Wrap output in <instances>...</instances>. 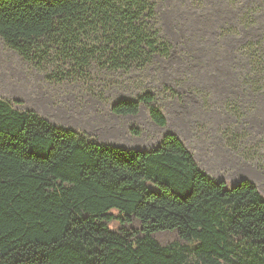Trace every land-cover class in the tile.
Returning a JSON list of instances; mask_svg holds the SVG:
<instances>
[{
	"label": "trees",
	"instance_id": "trees-1",
	"mask_svg": "<svg viewBox=\"0 0 264 264\" xmlns=\"http://www.w3.org/2000/svg\"><path fill=\"white\" fill-rule=\"evenodd\" d=\"M238 29L256 34L233 48ZM0 39L49 83L100 99L161 63L192 70L202 98V74L228 117L224 144L259 163L264 2L219 31L215 42L227 45L214 56L189 39L174 52L153 0H0ZM178 87L161 85L184 99ZM156 96L144 90L109 111L144 108L163 128ZM0 264H264V196L248 179L228 186L208 176L172 132L149 149L100 144L0 99Z\"/></svg>",
	"mask_w": 264,
	"mask_h": 264
},
{
	"label": "rangeland",
	"instance_id": "rangeland-1",
	"mask_svg": "<svg viewBox=\"0 0 264 264\" xmlns=\"http://www.w3.org/2000/svg\"><path fill=\"white\" fill-rule=\"evenodd\" d=\"M158 13L161 36L182 53V41L191 40L199 52L215 55L225 49L226 41L215 42L221 29L238 26L249 8L264 0H153ZM256 34V30L238 29L233 48ZM239 40V41H238ZM230 46V47H231ZM192 70L179 71L175 63H161L144 72L139 79L122 80L121 85L97 98L82 85L70 82L53 84L43 72L23 61L0 39V99L18 111H33L55 126L69 128L92 141L127 149L155 147L165 132L174 133L192 153L199 168L216 181L228 186L241 179L251 181L264 196V150L256 153L259 163L246 161L239 152L223 142L222 124L228 119L221 111V98L213 92L206 76L200 75V87L208 93L201 98L195 92ZM178 83L184 99L164 95L162 81ZM99 89L98 84L92 86ZM150 90L157 94L156 105L163 111L167 124L155 126L144 108L136 115L118 117L109 104L120 99H133L136 93ZM159 91V92H157ZM167 96V98H166ZM16 101V103H14ZM254 119V118H253ZM134 130L137 134H133Z\"/></svg>",
	"mask_w": 264,
	"mask_h": 264
}]
</instances>
